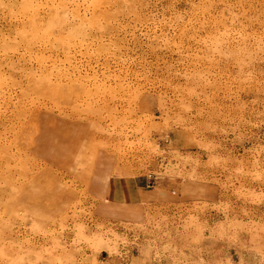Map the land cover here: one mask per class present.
<instances>
[{
	"label": "rangeland",
	"instance_id": "1",
	"mask_svg": "<svg viewBox=\"0 0 264 264\" xmlns=\"http://www.w3.org/2000/svg\"><path fill=\"white\" fill-rule=\"evenodd\" d=\"M0 264H264V0H0Z\"/></svg>",
	"mask_w": 264,
	"mask_h": 264
},
{
	"label": "crops",
	"instance_id": "2",
	"mask_svg": "<svg viewBox=\"0 0 264 264\" xmlns=\"http://www.w3.org/2000/svg\"><path fill=\"white\" fill-rule=\"evenodd\" d=\"M52 134L54 143L56 145V142L59 141V136L62 135L54 130L52 131ZM67 141L69 144V136ZM40 152L43 153L42 150H40ZM94 183V190L99 193L98 195L100 196L101 200L99 206H107L106 213H109L110 216L116 218H118V215L114 214L113 211L118 210V205L123 207V209L129 210L131 214L134 212V214H136L138 212L139 206H141L143 203H146L148 194L154 191L145 189L146 187L141 185L144 183H142L140 179L118 177L117 175L108 176L106 179H96ZM163 195L164 194H161V196Z\"/></svg>",
	"mask_w": 264,
	"mask_h": 264
}]
</instances>
